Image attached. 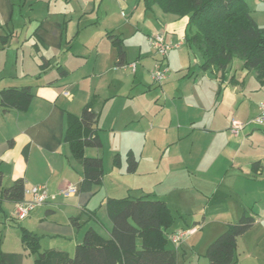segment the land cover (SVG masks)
Instances as JSON below:
<instances>
[{
  "label": "crops",
  "instance_id": "1",
  "mask_svg": "<svg viewBox=\"0 0 264 264\" xmlns=\"http://www.w3.org/2000/svg\"><path fill=\"white\" fill-rule=\"evenodd\" d=\"M102 1L104 0H100L97 5L96 0H92V6L90 2V5H85L79 13H72L67 20V16H55L53 9L57 0H19L20 3L17 0H0V90L31 86L33 93L27 110L5 109L0 105V170L4 173L3 183L8 187L16 179L23 178L26 188L36 184L48 186V201L38 206L25 219L26 225L43 236L41 241L43 238H50L56 241L54 248L67 253L75 251L76 245L83 241L86 231L91 227L105 238L110 237L112 222L107 214L106 200L109 197L121 198L116 195L119 193L103 192V182L94 185L90 191H81L83 165L73 155L69 143L65 140L69 113L80 116L83 107L94 101L95 108L100 113L98 135L102 143L103 134L106 132L115 136L130 134V139L142 144L141 152L140 156H137L135 148L131 146L137 141L127 140L129 150L126 152L125 161L128 152L132 151L139 161L135 173L141 172L144 151H147L149 158L158 151L161 143L158 141L160 136L157 132L164 128L163 123L159 122L164 111L163 106L157 98L144 100L143 95L146 91L151 92L150 94L156 92L154 90L160 89V86L163 91H167L172 81L182 74L181 71L187 70L184 77L175 83L179 86L173 87L176 93L174 100L178 96L179 100L186 101L189 107L198 108L203 113L205 120L198 122L201 126L199 128H204L203 131H229L228 115L223 118V121L228 123L218 126L221 121L220 111L224 109V96L229 89L228 82L223 83L225 95L222 97L221 94L218 95L216 82L212 84L209 79L204 80L206 74L203 73L198 79L199 75L191 64L189 51L192 47L185 41L188 17L179 24V16L165 14L154 5L146 12L139 27L140 21L134 22L132 13L129 17L123 11V16L119 15L117 10L103 5ZM60 5L61 12L68 9V4ZM5 28L8 33H4ZM126 31L133 32L129 39L126 37ZM109 32L123 39L126 56L122 64L118 63L117 48L109 37ZM158 33H164L167 40L174 44L165 63L168 66L174 63L177 73L167 80L165 88V84L162 86L155 83L151 76L159 56L151 47L150 38ZM132 41L135 45L129 52L127 47ZM141 41H145V44ZM147 42L149 50L151 49L150 55L147 54ZM147 56H152L153 59L142 64L141 77L146 73L145 76L150 75V78L141 80V87L134 89L135 84L132 83L129 71H132V64L136 63L134 72L137 73V65L147 59ZM202 62V56L201 59L197 58L199 67ZM211 71L220 78L221 72ZM207 88L212 91L211 97L207 95ZM181 138L178 136L175 142ZM98 149L100 148H87V156L100 157ZM117 154L121 155L123 168L125 161L123 162L122 151ZM157 158L151 160L152 165L150 161H145L153 167L147 170H153V173L157 171L160 166ZM205 169L204 172L197 171L201 176L195 175V183L184 188L177 184L173 186L174 192H186L190 195L191 191L201 190L205 196H209V190L207 192L201 185L207 181L212 182L214 174L211 167ZM253 170L256 174L262 173V165L256 169L252 168ZM216 178L218 180V177ZM69 185L76 186L77 192L66 196L62 190ZM130 190L132 189L128 188V191ZM139 191L142 192L140 196L148 193L142 189ZM148 194L165 201L171 208V202L167 201L162 192L150 191ZM58 197L63 200L56 202ZM14 205L16 210V203ZM252 205L253 203L246 205L247 207L241 205L243 207L238 208L237 212L239 216L244 210L252 212ZM179 210L192 211L188 206H181ZM77 216L80 219V227H75L70 222L71 217ZM4 218L11 220V217L8 219L6 215ZM201 223L193 226H199ZM193 226L184 222L174 230ZM178 248L175 246L176 250Z\"/></svg>",
  "mask_w": 264,
  "mask_h": 264
},
{
  "label": "rangeland",
  "instance_id": "2",
  "mask_svg": "<svg viewBox=\"0 0 264 264\" xmlns=\"http://www.w3.org/2000/svg\"><path fill=\"white\" fill-rule=\"evenodd\" d=\"M17 1L20 3L19 0ZM57 1L56 7L53 9L54 13H56L55 16H67V20H69L72 13H79L85 5H90V2V6L94 4L92 0ZM246 2L253 18L260 27H264V0H246ZM99 3L100 0H96V4L98 5ZM60 4H68V9L61 12ZM102 4L109 6L113 10H117L119 15L125 12L129 17L132 13L134 15L133 21H140L139 27L142 25L144 15L148 12L142 0H104ZM136 6H139L138 9L135 8ZM156 8L165 13L160 6L156 5ZM178 18L179 24L183 23L185 18L187 19L186 16ZM6 30L5 28L4 33H8ZM125 33L129 39L133 32L126 31ZM143 42L145 44V41H141V43ZM134 45V41L130 42L129 47H127L129 52H131ZM146 48L147 52H149L147 54L150 55L149 42H147ZM189 52L192 60L191 64L194 67L193 70L199 75L198 79H200L203 73L206 74L204 80L209 79L211 83L216 82L218 86L217 90L219 91L221 86L218 74L211 70L205 72L198 66L197 58L201 59V53L195 46ZM152 59V56H147V59L140 62L137 65V73L134 72L136 67L135 70L132 67V71H129L132 83L135 84L134 89L141 87V80H148L150 78V75L145 76L146 73L143 75L144 77H141V68L142 64L150 62ZM168 69L166 78L162 82V86L165 84L164 88L167 86V80L177 73L174 63L170 64ZM186 72L187 70H182V74L177 76L175 81H172L167 91L164 90V92L163 87L160 86V89L154 90L157 93L152 92L150 94L151 92L148 93L146 91L143 98L140 97L144 100H150V98L156 100L157 98L160 105L164 108L163 114L159 118V122L163 123L162 126L164 128L160 132H157L158 136H160L158 141L161 144L157 148L158 151L156 150L150 158L147 151H144L142 156L143 164L140 168L141 172L128 173L126 168L127 161H125L126 152L129 150L127 140H132L133 142L137 140L130 139V134H116V136L111 132L103 134L104 145L98 149L100 157L104 160L105 174L102 190L103 192L119 193L116 194L120 195L119 197H126L128 195L140 196L142 192L139 189L144 190L145 193H149L150 191L162 192L167 201L171 202L170 206L175 215V224L169 229L167 235L169 247L174 249L176 245L172 243L171 237L172 233L175 232V228L180 224L183 225L184 222L189 226L202 222L201 225L196 226L197 231L187 236L180 243L179 248L175 249L177 251L178 264H209V260L206 257V250L209 244L227 229L228 224L238 221L240 217L237 213L238 208L253 203L252 212L255 213L256 222L254 227L238 240V262L236 264H264V125H257L251 122L252 119L260 114V104L264 102V83H261L257 79L255 70L242 68V60L239 57H235L229 65L228 76L236 75L238 82L232 83L228 80L229 89H227L226 95L223 94L225 92L223 90L220 93L222 97L223 95L225 96L222 103L224 109L220 111L221 121L218 126L220 127L228 123V121H223L224 115H228L229 131L212 133L203 131L204 128H199L201 126H199L198 122L204 121L205 118H203V113L198 108L189 107L187 102L179 100L178 96L175 98L176 100L173 98L176 95L173 87L179 86V84L175 83H178L177 80L184 77ZM210 88L206 89L209 97L212 95ZM234 119L244 124V128L239 130L238 133L234 131L232 125ZM192 122L196 123L192 124ZM178 136L182 138L178 142H175ZM141 145L138 141L131 145L135 148L137 156H140ZM120 151H122L123 162L125 161L123 168L114 165V157ZM156 158L160 166L153 173V170H147L153 169V167L149 166L145 161L148 160L151 164V160H155ZM256 161H260L262 165L263 171L260 174H256L254 170L252 171L253 163ZM208 166L212 169L211 172L214 174V180L212 182L207 181L201 187L206 189L207 192L209 190V196H205L201 190H196L197 192L191 191L190 195L186 192H182L183 194L174 192L175 188L173 186L176 184L184 188L195 183V175H199L197 171L201 170V172H204ZM216 177H218V180ZM156 182L158 184H155ZM128 188L132 190L128 191ZM62 200V198L58 197L56 202ZM181 206L182 208L188 206L192 211H196V213L185 210L182 212L179 210ZM0 207L2 208L0 213L2 251L5 253L22 254L23 264H36L38 254L26 249L22 243L21 227H26L30 230L25 220L29 216L24 219H17L14 215L15 205L13 202H0ZM5 215L8 219L13 217V219L17 220H6L4 218ZM204 218L205 220H203ZM190 228L184 227L181 229ZM39 236L43 237L40 234ZM43 239L41 241L42 251L48 249L57 250L54 248L56 241L50 238ZM74 252H69V255L73 256Z\"/></svg>",
  "mask_w": 264,
  "mask_h": 264
},
{
  "label": "trees",
  "instance_id": "3",
  "mask_svg": "<svg viewBox=\"0 0 264 264\" xmlns=\"http://www.w3.org/2000/svg\"><path fill=\"white\" fill-rule=\"evenodd\" d=\"M142 1L147 11L158 5L165 13L188 17L185 41L200 51L203 70L221 72L218 95L225 81L237 82L236 75L228 76L229 65L235 57L242 60V68L255 70L257 79L264 83V27H260L253 18L246 0ZM108 35L117 48L118 63H124L123 39L112 32ZM32 98L31 86L0 90V105L5 109L27 110ZM99 117L94 101L83 107L80 116L69 113L67 117L65 140L84 170L81 191H90L94 185L102 184L105 174L103 158L86 154L89 147H103L98 135ZM121 162V155L116 154L114 165L121 167ZM259 165L260 161L254 162L253 169ZM138 166V159L129 151L127 172L135 173ZM3 181L4 173L0 170L1 203H18L25 199L23 178L16 179L8 187ZM106 210L112 222L110 237L105 238L89 228L83 241L76 245L73 256L54 249L42 251L39 234L26 227H21L22 243L26 249L38 254L36 264H178L177 251L169 247L167 236L175 224V217L165 201L151 194L109 197ZM11 220L15 221L13 217ZM70 222L80 227L78 216L71 217ZM255 222L254 213L244 210L237 222L228 224L227 229L207 247L209 264H236L238 238L247 233ZM22 263V254L2 251L0 236V264Z\"/></svg>",
  "mask_w": 264,
  "mask_h": 264
},
{
  "label": "built area",
  "instance_id": "4",
  "mask_svg": "<svg viewBox=\"0 0 264 264\" xmlns=\"http://www.w3.org/2000/svg\"><path fill=\"white\" fill-rule=\"evenodd\" d=\"M150 45L155 50L156 54L159 56L155 64V68L152 71V78L155 83L162 84L163 80L166 78L167 72L169 71L165 60L169 56V52L174 47L172 42H169L164 33L155 34L150 38ZM135 70L136 63L132 64ZM252 123L257 125H264V102L260 104V114L251 120ZM234 131L239 132L244 128V124L239 120L234 119L232 121ZM77 192V187L69 185L66 189L62 190V193L66 196L74 194ZM25 199L21 202L16 203V210L14 215L17 219H24L38 207L45 204L49 199V189L46 184H36L30 188H26ZM197 231L196 226L190 229H179L172 233L171 241L176 246H179L184 239L194 234Z\"/></svg>",
  "mask_w": 264,
  "mask_h": 264
}]
</instances>
